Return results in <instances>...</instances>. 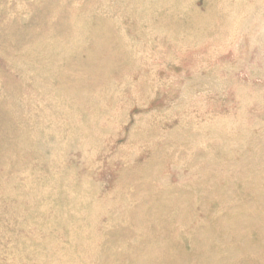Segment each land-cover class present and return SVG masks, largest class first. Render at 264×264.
Returning a JSON list of instances; mask_svg holds the SVG:
<instances>
[{"label":"rangeland","instance_id":"obj_1","mask_svg":"<svg viewBox=\"0 0 264 264\" xmlns=\"http://www.w3.org/2000/svg\"><path fill=\"white\" fill-rule=\"evenodd\" d=\"M208 263L264 264V0H0V264Z\"/></svg>","mask_w":264,"mask_h":264},{"label":"bare ground","instance_id":"obj_2","mask_svg":"<svg viewBox=\"0 0 264 264\" xmlns=\"http://www.w3.org/2000/svg\"><path fill=\"white\" fill-rule=\"evenodd\" d=\"M139 138H140V136H139ZM233 142V141H232ZM236 145V144H235ZM244 149V148H243ZM206 152V151H205ZM250 155V154H249ZM182 157V156H181ZM195 157V156H194ZM202 157V156H201ZM207 157V156H206ZM249 157V156H248ZM194 159V158H193ZM199 159V158H198ZM205 160V159H204ZM193 162H194V160H193ZM205 162V161H204ZM210 163V162H209ZM194 164V163H193ZM196 164V163H195ZM204 164V163H203ZM198 165H199V163H198ZM201 166H202V164H201ZM200 167V166H199ZM204 169H205V167H204ZM206 170V169H205ZM231 177V176H230ZM257 177H259V176H257ZM249 178H251V177H249ZM259 180V179H258ZM253 181V180H252ZM230 182V181H229ZM248 184V183H247ZM228 186V185H227ZM153 187V186H152ZM128 195V194H127ZM126 195V196H127ZM128 200V199H127ZM137 199H135V201H136ZM257 200H259V199H257ZM132 203V202H131ZM133 204H135V203H133ZM136 204H138V203H136ZM139 205V204H138ZM253 205V204H252ZM128 206V205H127ZM131 206V205H130ZM135 206H137V205H135ZM141 207V206H140ZM139 207V208H140ZM127 208V207H126ZM174 208V207H173ZM134 209H135V207H134ZM116 210V209H115ZM118 210V209H117ZM262 211V210H261ZM97 212V211H96ZM116 212V211H115ZM123 212H125V211H123ZM131 212H132V210H131ZM141 213V212H140ZM139 213V214H140ZM177 213V212H176ZM93 214V213H92ZM136 215V214H135ZM137 216V215H136ZM139 216V215H138ZM134 217V216H133ZM176 217H177V215H176ZM253 217V216H252ZM140 218V217H139ZM248 218V217H247ZM254 219H256L255 217H254ZM262 219V218H261ZM135 220V219H134ZM178 220V219H177ZM136 221V220H135ZM139 221V220H138ZM143 221V220H142ZM179 222V221H178ZM239 222V221H238ZM254 222V221H253ZM229 223V222H228ZM244 223H245V221H244ZM256 223H258L257 221H256ZM255 223V224H256ZM112 224V223H111ZM120 224V223H119ZM143 224V223H142ZM175 224V223H174ZM222 224V223H221ZM231 224V223H230ZM260 224H262V223H260ZM176 225H177V223H176ZM245 225V224H244ZM257 225V224H256ZM228 226V225H227ZM262 226V225H261ZM224 227V226H223ZM238 227H240V226H238ZM257 227V226H256ZM116 228V227H115ZM118 228V227H117ZM234 229V228H233ZM246 230V229H245ZM234 231H235V229H234ZM228 232H230V231H228ZM236 232V231H235ZM225 236V235H224ZM235 236V235H234ZM234 236H232V237H234ZM199 237V236H198ZM202 237V236H201ZM223 237V236H222ZM91 238V237H90ZM225 238V237H224ZM92 239V238H91ZM203 239V238H202ZM89 240V239H88ZM87 240V241H88ZM199 240V239H198ZM118 242V241H117ZM203 242V241H202ZM93 245V244H92ZM119 245V244H118ZM117 246V245H116ZM198 246V245H197ZM95 247V246H94ZM88 248H89V246H88ZM92 248V247H91ZM86 249V248H85ZM90 249V248H89ZM95 249V248H94ZM148 249V248H147ZM87 250V249H86ZM137 250V249H136ZM160 250V249H159ZM80 251V250H79ZM85 251V250H84ZM93 251H95V250H93ZM107 251H109V250H107ZM83 252V251H82ZM148 252H150V251H148ZM89 253V252H88ZM106 253V252H105ZM135 253V252H134ZM91 254V253H90ZM103 254V253H102ZM141 254V253H140ZM65 255V254H64ZM100 255V254H99ZM130 255H132V254H130ZM223 255V254H222ZM88 256H89V254H88ZM91 256V255H90ZM84 257V256H83ZM81 258V257H80ZM133 258V257H132ZM138 258V257H137ZM192 258V257H191ZM79 259V258H78ZM100 259V258H99ZM129 260H132V259H129ZM157 260V259H156ZM84 261V260H83ZM133 261V260H132ZM132 261H130V262H132ZM97 262H98V260H97ZM134 262V261H133ZM136 262H137V260H136ZM154 262H155V260H154ZM214 262V261H213ZM229 262H230V260H229ZM81 263H82V261H81ZM114 263V262H113ZM224 263V262H223ZM227 263V262H226ZM209 264V263H208Z\"/></svg>","mask_w":264,"mask_h":264}]
</instances>
